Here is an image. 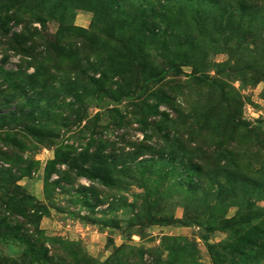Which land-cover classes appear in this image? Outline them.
I'll return each instance as SVG.
<instances>
[{
    "label": "rangeland",
    "instance_id": "obj_1",
    "mask_svg": "<svg viewBox=\"0 0 264 264\" xmlns=\"http://www.w3.org/2000/svg\"><path fill=\"white\" fill-rule=\"evenodd\" d=\"M0 7V264H264V0ZM29 96L50 146L11 119Z\"/></svg>",
    "mask_w": 264,
    "mask_h": 264
},
{
    "label": "trees",
    "instance_id": "obj_2",
    "mask_svg": "<svg viewBox=\"0 0 264 264\" xmlns=\"http://www.w3.org/2000/svg\"><path fill=\"white\" fill-rule=\"evenodd\" d=\"M144 1V0H143ZM204 1V0H203ZM203 4H205L203 2ZM208 5V4H206ZM209 6V5H208ZM16 7V6H15ZM2 7H0V11L2 10L1 9ZM12 9H15L13 7V5L11 6H8L6 8V12L8 17H13L14 14L11 12V11H19L18 9L17 10H12ZM140 12H141V9H140ZM31 15H33L35 17V21L37 22H40V17L38 15H35L33 13V11H30L29 12ZM3 29L1 26H0V33L2 34L3 32ZM18 39V37L16 36H11V39L12 41H16ZM9 41V40H8ZM11 42V41H10ZM135 51L134 50H129V55L133 58L135 56ZM125 53L128 54V50L126 49L125 50ZM192 59V58H191ZM136 60V59H135ZM187 62L189 60V58H186ZM193 60V59H192ZM98 70V69H97ZM95 70V71H97ZM99 73H100V77H99V80H93L92 83L94 85H96L98 82H100V79H101V82H102V79H103V75L106 74V70H110V69H99ZM112 70V69H111ZM179 68L176 67L175 65L173 66H170L169 67V71L170 72H176L178 71ZM4 75H10V72H7V71H3L2 69L0 70ZM159 73V72H158ZM158 76L157 74L156 75H153V77H151L149 80L145 81V83H148L150 82L151 79H153L154 77ZM19 78V77H18ZM40 76H39V70H37L36 73H34L33 75H25V77L23 78H19V79H15L14 82L12 83V86L15 88V90H17L19 93L23 92V93H28L30 90L28 89V84L30 85V88L33 90L35 87L34 85L37 84L40 80ZM25 79V80H24ZM106 82L104 83V88L106 87ZM30 93V92H29ZM108 93V92H107ZM109 95V94H107ZM110 96L116 100V93L115 92H111ZM71 97V96H70ZM77 96H75V94L72 96V99H75ZM132 97H130L129 99H131ZM37 99H33L32 97H27L26 98V102L28 104V106H31L32 107V111H29V112H24V111H21L20 113L18 112V116L17 117H12L11 119L12 120H16L19 121V120H23V128H22V134L25 138H27V140L30 142V144H37L39 146H50L52 145L53 143H55V140H56V137H54L53 135H51L49 133V130H46L48 127L46 125H49V122L48 121H45V120H40V118H44L46 120L50 119L51 116H50V112H48L47 108H49V106L47 104H45V106L43 107H39V106H36V104H38V100L36 102ZM77 113V112H76ZM5 117L0 115V124H6L5 121H4ZM39 119V122H36V120ZM85 120L87 119V117L85 116H79V115H74V122L72 125L74 124H78L79 122H81V120ZM89 120L87 119V122ZM40 123H43L44 125L40 124ZM39 124V125H38ZM72 125H70V127H72ZM7 125H3L1 126L0 128V134H3V137H2V141H4L3 143H5L6 145L8 144H14L16 146H19V140L14 136V135H11L9 134L8 132H10L9 130H7L6 127ZM70 129V128H69ZM89 146H92V142L89 141ZM21 149L23 150H26L28 151V148L26 147V145H21ZM101 147H97L96 151H98V149H100ZM66 149V146L64 145H59L58 148H56V154H55V159H53L52 161H49L47 163V168L48 167H52L54 165H59L60 162H62L61 158H62V155H63V150ZM25 151V152H26ZM69 151H71V148H69ZM76 152V150H75ZM86 152V150H85ZM84 152V153H85ZM77 154V153H76ZM80 154H78L77 156H80ZM89 155V157L93 158V159H96L97 162L96 163H101L103 162V157L99 154H87V156ZM75 156V155H74ZM83 156L82 155V160H83ZM71 158V157H69ZM36 164L35 161L33 160H30L29 158L26 160L25 162V166H24V170L22 171L23 173H27L29 172V168ZM89 173H91V171H88ZM92 174V173H91ZM22 175H20L18 177L17 180H19L21 178ZM47 179H48V176H46V181L45 183L47 182ZM17 189H19L18 186H16ZM48 212V209L47 208H42V210L40 211V214L39 216H43L44 214H47ZM39 218V217H38ZM0 239L3 243L7 242V239L4 237V234L0 231Z\"/></svg>",
    "mask_w": 264,
    "mask_h": 264
}]
</instances>
